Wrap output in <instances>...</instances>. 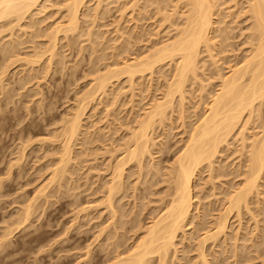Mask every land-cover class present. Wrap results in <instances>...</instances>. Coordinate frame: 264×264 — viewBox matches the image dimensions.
<instances>
[{
  "label": "rangeland",
  "instance_id": "rangeland-1",
  "mask_svg": "<svg viewBox=\"0 0 264 264\" xmlns=\"http://www.w3.org/2000/svg\"><path fill=\"white\" fill-rule=\"evenodd\" d=\"M49 1H51L53 3H49ZM49 1H48V5L46 4L47 2L44 5V6H46L45 7L46 9L42 8V11L40 9H39L40 11H38V9H37L35 12H33L35 15L37 14L36 16L33 14L34 16H32V17H34L35 20L32 18L31 21L26 20L27 22L26 21L24 22L23 25L25 26V24H26L25 27L23 26L24 28H26V30H24V33H23V30H21L22 29L21 28L19 30V31H21L20 34H19V31L17 30V31H15V34L10 37V38H13V40H15V38H17V35H18V39H20L19 41H21V44H16L14 42V46H16V45L17 46H16V49L13 48V49H11V51H13V53H14V50H15L16 51V54L14 53L15 55L11 51H10L11 54L9 53L10 54L9 55L7 53L8 54L7 56H5L6 54L1 53V52H3L2 48L7 46V44L9 45V43H8L9 38H4V37H7V35L9 37V32L6 33L4 31L5 34L2 33L4 35H2V34L0 35V37L2 36V38H0V53H1L0 70L2 69V71H0V74H1V72L2 73L5 72L4 74L0 75V247H1V249H0V264H91V262L93 260L95 261V259H92V257L95 258L96 255H98L100 253L99 256H97L98 262H99V259L101 261L102 260L101 258L105 257L104 254L106 251H102V250L99 251V250L102 248V246H104L103 243H105V241L107 240L106 235L107 234L113 235L114 233L115 234L120 233L118 236L119 242L121 240L120 238L124 239V242H122L123 244L121 246L126 247V246L131 245L133 243L134 239L136 238L135 236H137L139 234V228L135 227L136 222L138 221L137 219L138 218L141 219V221L139 219L140 226L141 225H142V227L145 226V223L147 224V222L149 221V219H148L149 216H147V214H146V213H149V212H147V210L150 211V209L153 208L154 206H156V207L158 205L160 206V203L162 202L161 200H162L164 192L166 190L165 189L166 184L164 182L161 183L160 179L162 180V178L160 176H158V177L154 176L155 177L154 179H153V177L152 178L150 177L151 178V179H149L150 181L147 179L149 181L148 182V181H146V178L149 177V175H146L145 177H143L144 175H142L140 177V179H141L140 180L138 178V176L136 175L137 174L136 168H134L132 166L131 167L132 170L130 173L132 174L134 171L135 172L133 175L129 174V172H128L130 179H129V176L126 174V176H128V177H127V180L125 179L126 184L124 183L123 196L117 203V206H119V208H121L120 209L121 213L124 212L122 219L120 218L122 221H125L123 226L121 227L122 229H120V230L116 229L117 231H114L112 228L111 230L114 233H111L110 230L109 231L107 230L108 233L103 232V236L101 234L100 238L98 236H96V234L98 235V231H99L98 228L99 227L101 228V226H104L105 225L104 223H106V224L109 223L106 221L107 220V218H106L107 210L106 211L103 210L105 208H102L103 206L101 207L100 206L101 204L99 202L100 201L99 197L100 198L102 197V195H101L102 193H99L102 190L100 188L101 184H102L101 179L103 180L102 177H104V179L107 178L106 174L109 173V171H108V173H107V171H105L106 170L105 165L107 162L106 159H108V161H109V159H111V160L113 159L112 156H110L111 153L109 152V149L110 148L112 149L116 145H119V143L122 144V142H124V141H122L121 139L128 138V135L131 132L130 128L131 129H132V127L134 128V126H135L134 121H136L135 122V124H136L137 121L141 118L144 111H147L149 109V107L153 104V102H156V100L157 101L161 100L160 99V97L162 96L161 90L162 89L164 90L163 84H165L166 79H168V78L165 77L163 79V77H161V75H160L161 72L159 73V71L157 69H156L157 72H156V70L154 71V73H153L154 75L151 74V76H149L150 74H147V73L144 74L143 73L144 76H141L142 74L138 75L139 78L136 76L134 79V83H133L134 85L132 84L134 86V88H132V89L130 88L132 91H129L130 86L127 84L128 81H125L124 77L118 78L119 80H117V81H116V79L112 80L111 87L108 86V89L110 87V89L108 90V93H107L108 95H106V97L104 95H102L103 96L102 98H101V96H99L101 99L97 98L95 101L88 104L89 106L87 105L88 107L85 108V110H84L85 111L84 115H82L83 117H81V119H82L81 120V130H80V134H79L80 137L77 136V140H75L77 142H75V143L72 142L73 146L71 145V147H72L71 148V150H72L71 151V159H70V162H67V164L65 165L66 167H64V169L65 168L67 169V170L65 169L67 171V173H64L66 175H64V178H62L61 175H58L61 177V178H59V177L58 178L62 181L59 180V182H58V180H57L58 178L55 177L56 178L55 181H53V178H52V180L50 182V179H51L50 174H52L51 171H53V169H52L53 167L56 168L59 166V157H60L59 151L61 148V143H60L61 139H60V137H58V135L59 134H60L59 136L62 135V133L60 131H62L64 129V127H66L68 125L67 123H68V120L70 119V118H65V117L66 116L69 117L68 115H70V117H71V114L75 111V108L78 104L77 102L79 101V98H81L82 94H85L86 90L88 91V89L90 88L89 86H92V83L95 82L93 76L96 77L97 74L105 73V71H104L105 67L107 66V64L110 65L112 63V61L113 62L120 61L119 59L122 60V58L123 59H127V58L130 59L131 56L137 57L138 54H139V56L141 54L143 55L146 51L148 52L149 49H147V48H150L151 45L154 44V42L160 44L159 40H161V39L163 40L165 36H166L165 37V39H166L168 36L166 33L171 28V26H170V28H168V25H167L168 23L164 22L162 19L161 20L163 21V23H166V24L161 23V20L159 17L161 15L156 16V15L161 13V12L158 14L156 13L157 12V8H156L157 6L156 5L165 4L164 6L162 5L163 7H161V5L159 7H161L163 11L164 10L167 11L166 12L167 14L168 13L171 14V13H173V10L171 9V7H172L171 3L175 2V0H168L167 1V3L169 2V4L171 5V7H170V5L168 6V4L165 3L163 0H160V1L158 0L160 3L155 0V5H152V3L150 2V1L153 2L154 0H146V2L149 1V3H147V5L149 6L148 7L146 5V2H144L142 0L144 2V5H146L147 7L144 6L145 9H143L144 8L143 7L142 8L143 11L139 10L141 12L137 11L136 9L127 10V7L131 3V2L128 3L129 0H118V3H117V0H108V1L102 0L101 2H104V3L107 2V3H105V5H103L100 2L101 4L100 3L98 4L99 9L95 7L96 10L98 11L97 14L94 13L95 9H92V8H94V5L95 6L97 5V1L96 0H92V1L90 0L91 3L86 2L87 5L85 4L87 6V7L85 6L87 8L86 10L84 9L85 7L81 8V10L84 12V14H81V10H80V13L78 15L79 20L77 23L78 24L77 27L78 26L79 27L77 28L78 31L76 30L73 33L74 36H72L73 34L69 35L68 32H67L68 34L66 33L68 35V37L66 34H65L66 35L65 36V35H63V33H60V34L58 33V35H57L58 39L56 38L57 41H55L56 47L53 48V50H54L53 55L54 54L56 55V56L54 55L55 57H53V58H55L56 60L53 59V61L51 60L50 62L47 63V61H48L47 56H49L48 52H43L44 54L43 53L42 54H43V56L44 55L45 56L44 57L42 56L43 58L40 57V54H41L40 52H42L44 50V48L47 49L46 44L49 47L48 43L50 42L49 38H46V36L48 37L50 34H49V32H46L44 30L45 29L46 30L49 29V31L52 30V28L55 26V24L57 22H60V20H62L61 18H63V16H64V14H63L64 12L61 11L62 9L57 11L58 8L53 7L55 5L58 6L57 4H58V1H60V0H56V1L55 0H49ZM110 1H111V3L108 4V2H110ZM112 1H114V2H112ZM55 2H56V4L54 5ZM156 2L159 4H157ZM162 2H164V3H162ZM94 3H96V4H94ZM150 3H151V5H149ZM232 3L233 2L230 1L226 5H224L225 7L227 6L229 8L226 9L223 14H226V13L228 14L229 12H234L236 10L237 7H232L233 6ZM51 4L53 6H50ZM125 4H127V5L129 4V5L127 6ZM166 4L168 7L163 9L166 6ZM101 5H102V7H100ZM124 5L127 6V7H125L126 9L124 8L125 10H127V13L122 8V7H124ZM139 5H143V3L139 4ZM239 5H238V7H239ZM120 7H121V9H123V15H124L123 19H122V12L119 13L120 11H118V9ZM240 7H241V5H240ZM170 9L172 10V12L170 11ZM55 11L58 13H56ZM130 11H134V12L130 13ZM38 12L39 13L41 12V13L39 14ZM237 12H238V10H237ZM59 13L62 14L63 16L60 17ZM100 13H102V14H100ZM86 14H87V16H85ZM119 14L121 15V18H120ZM235 14H237V13H235ZM235 14H232V16H229V17H228V15H226L227 17H225V15H223L224 17L223 16L221 17V19L224 22H227V25L231 26V29L233 28V30L230 32L229 31L230 27L228 26L229 29L227 31H229V33H231V36L228 33L229 34L228 36L231 37L230 40L228 39L229 40L228 42L231 43V46L229 48H232V51L227 48L229 50V52L227 51L228 53L225 54L226 55V58L224 57L225 64L222 65L223 70L225 69L226 65L230 63L228 61V59L231 58L230 57V56H232L231 54H233V56H239V57H237V59H235V57L232 56V59H229L230 61L234 60V59L238 60V59H240V57L242 55L246 54L245 49L246 48L248 49V46L245 44L246 38L244 37L248 33V28H247L248 21L245 20V16H243V15L239 16L240 14H238L236 16ZM83 16H85V17L83 18ZM96 16H98V17H96ZM42 17H43V19H41ZM171 19H173V18H171ZM90 20H92V21H90ZM120 20H121V22H120ZM118 24H119V26H117ZM33 26L36 27V28L34 27L35 31L32 28ZM87 26L91 29L87 28ZM92 27H93V29H92ZM27 28H28L29 33L27 32ZM117 30H119V31H117ZM40 31L43 32V33H41V35L44 34V36H40V33H37ZM17 32H18V34H17ZM89 32L92 33V35L90 34V37H88V35H86V34H89ZM25 33H27V34H25ZM45 33L46 34L48 33V34L46 35ZM169 34H171V33L169 32ZM34 36H35V38H32ZM70 39H72V40H70ZM5 40H6V43H5ZM15 41L19 42V41H17V39ZM244 41H245V43H244ZM51 43H50V45H51ZM18 45H20V46H18ZM154 45H157V44H154ZM114 48H116V49H114ZM124 48H126V49L123 52ZM37 49H39L40 52ZM115 50H117L118 53ZM32 51L33 52L38 51V53H40V54H38L39 59H38V57H36L39 61L36 60L37 64L33 63L34 65L27 63V61H29L30 59L32 60V58L29 57V54L32 55L31 54V53H33ZM119 51L120 52L122 51L121 52L122 54ZM139 52H141V53H139ZM45 53H47V54H45ZM234 54H237V55H234ZM2 55H3L4 59H2ZM35 55L36 54H34V56ZM113 55H115V56L113 57ZM119 55H121V56H119ZM21 56L23 57V59H26V60L28 59V60L23 61L22 58L19 59ZM27 56H28V58H27ZM34 56H33V60L35 59ZM97 56H98V58H97ZM220 56H222V55L220 54ZM9 57L11 58V60ZM15 57H17L19 59V61L16 58L17 62H15V59H14ZM100 58H102V59H100ZM222 58H223V56H222ZM6 59L7 60L9 59L8 65L6 64L7 63ZM13 59H14V61H13ZM59 60H60V62H59ZM204 60H206V58ZM222 60H220V61H222ZM12 61L15 63L11 64V66H10L9 64ZM55 61H56V63H55ZM45 62L47 63L48 68H47ZM57 62H59V63H57ZM222 63H223V61H222ZM4 64H6V66H7V67L5 66L7 68V69L5 68L6 71L4 70V68H2V67H4ZM28 66L29 67L32 66V68L30 69ZM167 67H168L167 65L164 66V68L167 70L166 71L163 70L164 73L166 72L164 74L165 76H166V74H167V76H169V71H168L169 67L168 68ZM30 70H32V71H30ZM226 70H227V68L225 69V71ZM46 71H47L48 75H47ZM93 71H95L97 74ZM43 75H46L45 78H43L44 77ZM200 76H202V75L200 74ZM201 79H202V81H204L206 88H209V90H211L212 86H210L211 87L210 88L207 85V81L211 80V77L208 80H206L207 77L202 76ZM91 81H93V82H91ZM196 81H197V83H196ZM196 81H195L196 85H194L195 83H193L190 85L191 87L188 86L186 88L189 91L187 92V90H186V93H188V94H186L187 99L183 102L184 107L182 106V104L179 106V107L182 106L180 111L183 113V114L181 113L182 116L183 115L185 116V118H184L185 120L183 119V121H186L187 123L189 122V119H187V116L189 118V116H190L189 114L194 113L193 110L194 111L196 110L195 113H197L198 110L201 109L200 108L201 105L197 104V103L200 101L199 95L201 94V92H199V91L201 90L200 89L201 87H199V86H201L200 84L202 82L200 84H198L199 83L198 80H196ZM190 88H192V89L190 90ZM187 95H189V97ZM202 95L205 96V94H202ZM197 98H199V99H197ZM112 101H115V102H112ZM176 103L179 104L178 101L175 99L173 102L174 105L172 104L173 106L171 107V108H173L171 110L174 111V112H172V115H171V111L167 112L168 113L167 119H164L165 121L163 120L165 123H161V126L159 123H158L159 125L156 124L157 127L155 126L156 128H154V130H153L154 132L151 131V133H150L151 137L154 136L152 139H153V141H155V144L157 143L156 147H154V146L151 147L152 148L151 152L153 153L152 155L155 156L152 158V160H154V162H157V160L159 159L158 160V162L160 161L159 166L160 167L162 166L161 170L163 168L167 167L165 165L172 162L173 156H176L175 153H176L177 147H179V145H181V143H182L181 139L185 136V134L183 132L184 130L183 131H181V130L184 129V125L186 123L183 125L180 124L182 116L180 117V113H178L179 107ZM199 103H201V102H199ZM198 107H199V109H198ZM106 111L108 112L107 114H106ZM178 114H179L180 120H178L179 119L177 116ZM191 117H193V115H191L190 118ZM168 118H170V120H168ZM61 119H63V121ZM166 121H169L170 123L166 122ZM257 122H258V120H256V123ZM63 123L64 124L66 123V124L64 125ZM255 124L253 127H255ZM132 125H134V126H132ZM181 125L183 128L181 127ZM62 126H64V127L62 128ZM186 126H187V124H186ZM157 128H158V130H155ZM164 128H166V129H164ZM251 129L249 130V132L247 131L248 132L247 134H250V132L252 134V132L255 133L256 131H258L257 128H253L252 131H251ZM54 131H56V132H54ZM57 132H60V133H57ZM81 132L83 134H81ZM53 133L55 134V136ZM50 134H52V136H49ZM124 134H126V135H124ZM83 135L85 136V138ZM55 138H57L58 141ZM81 138H83V139H81ZM117 138H118V140L121 138L120 142L118 144H116L118 141ZM179 139H180L181 143H180ZM80 140H82V141H80ZM50 141H51V143H50ZM114 141H115V143H113ZM53 142H54V144H53ZM162 142H163V144H165V143L167 144L168 142L169 143H168V146L166 145L167 147L165 146L166 148L164 147L165 151L163 148V151H161L160 152L161 154H160L156 151L158 150L157 148L159 146H161L159 143L162 144ZM176 144H178V145H176ZM235 144L238 145V142ZM108 145H110V147ZM111 145L112 146L114 145V146L112 147ZM237 145H235L233 147L238 149L239 145L238 146ZM171 147H173L172 149H174V150H172ZM233 147L232 146L230 147L231 150H233ZM235 148H234V150H235ZM105 150L107 152H104ZM174 151H175V153H174ZM102 152H104V153H102ZM22 153H23V156L21 157L20 154H22ZM234 153L237 154L238 152H234ZM222 154H220V156H222V158L221 157L218 158V161H217L218 165H219V163L222 162L221 164H229L230 163V165L232 164V166H233V164H236L239 160V158L237 157L238 155H236V154L234 155L233 153L229 154V151H228V154H227V152H225L223 155ZM223 157H224V159H223ZM226 158H228V159H226ZM147 159L148 158L146 157V159L144 161H146L147 164L150 165L151 162H148ZM232 160H233V162H232ZM149 161H151V157H150ZM56 163H57V166H56ZM145 163H144V165H145ZM147 164L145 165V167L147 166ZM129 166H131V164ZM74 167L76 169H74ZM228 167L226 170L227 171L231 170V166H228ZM96 168H98V172H96L94 170ZM147 169H148V166H147L146 170ZM162 171H165V169ZM70 173H72V174H70ZM97 173H99V174H97ZM100 174L102 175V177ZM206 175H207V171L202 172L201 177L199 175V177L197 179L200 182L197 180L195 182L197 184L194 187L195 190L193 191V193L199 192V194L196 193L198 196L201 194H205V193L207 194L208 193V195L205 194L206 197H208L210 194V192H209L210 191V189H209L210 184H208L210 182H207V180H209V179H207L208 176L206 177ZM49 176H50V179H49ZM97 176L99 177L98 180H97ZM229 176H231V175H227L226 178H223L220 176V179L218 176V178L216 177V178H213L212 180L215 183H217L218 186L219 185L222 186V185H225V183L227 181H229V179H230ZM143 178H145V180ZM69 179H70V181H69ZM135 179L136 180L138 179L142 183L140 182L139 184H137L138 181L136 183H134L136 181ZM224 179L226 182L224 181ZM231 179H232V177H231ZM232 180L237 181L238 179L233 178ZM96 181H97V183H96ZM144 181H146L147 183H145ZM155 181H157L158 184ZM53 182L54 183L56 182L55 185ZM57 182H58V186L60 185L59 190L61 192L57 188ZM222 182H223V184H221ZM45 184H47L48 187L45 186ZM205 184H207V185H205ZM42 185H44V186H42ZM134 185H135V187H134ZM211 185L213 186V184H211ZM72 186H74V187H72ZM203 186H206V187H203ZM147 187H148L149 192L147 190ZM149 187H150V189H149ZM224 187L225 186H223V187L219 186V188L221 190ZM39 188L40 189L43 188L42 189L43 191L40 190ZM86 188H88V189H86ZM97 188H98V191H96ZM99 188H100V190H99ZM125 188H126V190H125ZM196 188H198V189H196ZM69 189H71V190H69ZM202 189H204L205 191H207V190H209V191L205 192ZM220 189H219V192H220ZM151 190H154L155 192L152 191V193L154 192L155 194L150 193ZM217 190H218V187H216L215 191H217ZM144 191H145V193H144ZM162 191H164L163 195L161 193ZM259 191L261 193H260V195L257 196L258 202L254 203L252 205L254 211H256V210L258 211L257 206H261V205L263 206V204H264V183L259 188ZM57 192H59V193H57ZM146 192H147L148 196H146ZM42 193H44V194H42ZM143 193H144V197L142 196ZM47 194H50L51 196L50 195L47 196ZM139 194L143 198H141V196H139ZM149 194H152V195H149ZM132 196H133V199H132ZM217 196L218 195L212 197L210 195L208 197L209 199H207L205 197V198H202L203 200L200 199V202L201 201L205 202L206 201L205 199H207V201L210 202L209 203L206 201L208 203V204L207 203L205 204L206 208H207L208 207L207 205L212 204L210 199L214 200V197H217ZM201 197H204V195H202ZM138 198L140 200L141 199L142 200L140 201ZM148 199H150V201ZM157 199H158V201H159V199H161L160 200L161 202H158V201L156 202ZM143 202H144V204L146 203L145 207H144V205L143 206L141 205V204H143ZM215 203L217 204V202H214V205L212 204L213 207H215V209H216V211L214 210L215 213L211 212V213H214L213 216L214 215L216 216L218 214L217 213L218 204L215 205ZM135 204H137V205L135 206ZM203 204L204 203H202V204L200 203V205H199L200 210H201V207H203V206H201ZM28 205H29V207H28ZM83 206H85V207H83ZM96 206H99V208L98 207L96 208ZM90 207H92V209ZM142 207H143V209H145L144 211H143ZM83 208H84V210H83ZM140 208H141L142 214L139 213V217L137 216L136 217L137 219L135 218L136 219V221H134L135 224L133 222L131 223L130 222L131 216L133 218L135 213H136V215H138V212H140ZM203 209H204V207H203ZM79 210H80V212H79ZM30 211H32V212H30ZM100 211L102 213H100ZM129 211H130V213H129ZM29 212H30V215L28 216ZM104 212H106V213H104ZM131 212L133 213V215H131ZM99 213H100V215L101 214L102 215L101 216L98 215ZM192 213L194 214V211ZM254 213L256 216L255 218L257 219L256 223L258 225L256 223H254L252 220H250L251 217L245 211H243L241 214L240 218L241 219L243 218V219L240 220L241 222L239 221L240 226L238 225L239 224L238 219H240V218L235 217L234 219H232L234 217V215L230 216L229 221H228V228H227L228 230H226V233H228L226 235H228V236H224V237H226L225 238L226 242L222 243L223 248H225L224 246L226 244L228 245L225 248L226 250L225 249L219 250L220 247H218V245L217 246L212 245V244H210V242L207 243V244H209V245H207V247L209 246L210 249L212 248V250L218 251L216 259L212 256H209L210 259L214 258V260H211L212 262L214 261V263H215V261H216V263L218 264V262H217V259H218V261L222 262L221 264H263V262H264V211L260 212V213L259 212H254ZM19 214H21V215H19ZM209 214H210V212H209ZM85 215H86V217H85ZM213 216L209 217V218L207 217V219L210 221L211 219H214ZM18 218H20L19 223H21L19 225H18ZM89 218L90 219L93 218V220H90ZM128 219H129L130 223L128 222ZM194 221H195V219H194ZM12 222H13V224H12ZM24 222H25V224H24ZM101 222L103 225L100 224ZM195 222H197V221H195ZM14 223H15V225H14ZM253 224H256V225H253ZM94 225L97 228H95ZM6 226H8L9 229ZM130 226L133 227L132 230H129ZM237 226H239V227H237ZM252 226H254V227L257 226L256 228H258V227L259 228L258 229L255 228L256 229V231H255V229ZM5 228H7V229H5ZM94 228H95V230H94ZM236 229H240V231L237 230V232H235ZM244 229H245V231H244ZM9 230L10 231L13 230V231H11V234H10ZM189 231H190V229H189ZM230 232L232 233V235L230 234ZM121 233L123 234V236L121 235ZM235 233L237 234L236 238H238L237 243L238 242L240 243V244L238 243L239 245L237 244L239 246V247H237V253H238V255L240 253L241 256L238 257V259H237V257L235 258L233 256L234 259L232 261L231 252L229 253V251H231V248H229V247L232 246V243H233L232 240L235 238L234 237ZM249 233L252 236L248 235ZM117 234L115 236H117ZM197 234L200 235V234H202V232L197 233ZM197 234H194L196 237L193 235V239L197 238V236H198ZM110 235H107V236L111 237ZM231 236L234 238H231ZM243 236L246 237V240L248 239L247 243L245 241V244H248V245L245 246V244H244V246L246 248L248 247L247 251H246V248L244 247L245 248L244 249L242 246V243H244V241L242 239L245 238ZM95 237L96 238L98 237L99 239L97 238L98 239L97 240ZM224 237H221V239L224 240L223 239ZM228 237L231 238L232 240H229ZM93 238H95V239H93ZM193 239L192 240L190 239L188 241L185 240L182 244L184 246L189 245L187 247L190 248V246L191 245L193 246V244L196 240L195 239L193 241ZM239 239L241 242L239 241ZM249 239H250V241H249ZM251 239H253V241ZM95 240H97V241H95ZM178 240H179V238H178ZM222 240H220V241H222ZM92 241H93V243H92ZM100 241H102V242H100ZM108 241H110L109 238H108ZM113 241H114V239H113ZM110 242H112V241H110ZM260 242H262V244ZM78 243H79V245L80 244L81 245L78 246ZM90 243H92V244H90ZM106 243H108V245H109V242L106 241ZM124 243L126 244V246H124L125 245ZM188 243H190L191 245ZM252 243H253V245H255V248H254V246H252ZM74 244H76V245H74ZM87 244H90V245H87ZM179 244H178V248L180 249V247L183 245H181V244L179 245ZM220 244H221V242H220ZM259 245H260V247H259ZM106 246H104V247L106 248ZM210 246H213V247H210ZM250 246H251V248H250ZM72 247H74V248L72 249ZM109 247L110 246H107V248H109ZM209 248H207V251L210 250ZM223 248H221V249H223ZM239 248L240 249L242 248V250L240 251ZM257 248H258L259 252H258ZM261 249H263V250H261ZM212 250H210V252H212ZM219 251H220V254H219ZM221 251H223V252H221ZM253 251H255V252H253ZM86 252L88 253V255L85 254ZM193 253L194 252H189V254L187 253L185 256L188 259L191 257L193 258V256H195V254H193ZM228 253H229V256L231 255L230 257L228 256ZM226 256H227V258H226ZM192 260H194V258ZM234 261H235V263H234ZM238 261H240V262H238ZM214 263H212V264H214ZM219 264H220V262H219Z\"/></svg>",
  "mask_w": 264,
  "mask_h": 264
},
{
  "label": "bare ground",
  "instance_id": "bare-ground-1",
  "mask_svg": "<svg viewBox=\"0 0 264 264\" xmlns=\"http://www.w3.org/2000/svg\"><path fill=\"white\" fill-rule=\"evenodd\" d=\"M48 1L49 0H0V35L2 33L5 34V32L6 33L9 32V37H8V35H7V37L3 36L4 38H9L8 39L9 45L8 44H7V46L4 45L5 47L3 46L4 47V48H2L3 52H1V53L6 54L5 56H7L10 53L11 49H13V48L16 49L17 45L14 46V42L16 44H21V41H19L20 39H18V35H17V38H15V40L17 39V41H19V42H16L15 40H13V38H10V37L15 34V31H17V30L19 31L21 28H22L21 30H23V33H24V30H26V28H24L26 26V24H25V26L23 25L24 22L26 20L31 21L32 18L34 19V17H32L35 15L33 12H35L37 9H38V11H40V10L42 11V8L46 7V6H44L46 2H47L46 4L48 5ZM91 1L90 0H88V1L87 0H60V1H58V4H57L59 7L55 5L56 2L54 3L55 6H53L52 4L50 5V6H53L55 8L57 7L58 8L57 11L62 9L61 11L64 12L63 13L64 16L59 13L60 17L63 16V18H61L62 20H60V22H57L54 27L52 26L53 27L52 30L49 31V29L46 30L44 28L45 29L44 31L49 32V34H50L47 37L46 35L48 33L47 34L45 33L46 38H49V40H50V42L48 43L49 47L46 44L47 49L44 48V50L42 52H40L39 49H37V50H39V52L41 54L43 52H48L49 56H47L48 58L46 57L48 59L47 63L50 62L51 60L53 61V59L56 60L55 58H53L56 56L55 54H54L55 56L53 55V52H54L53 48L56 47L55 41H57V39H58L57 38L58 33L59 34L63 33V35H65L68 32L69 35H72L77 30V28L79 27V26L77 27V25H78L77 23L79 20L78 15L80 13L81 8H83L87 5L86 2L91 3ZM96 1H97V5H98L102 0H96ZM106 1H108V0H106ZM139 1L140 0H129L128 3L131 2L130 5L128 4L129 5L128 6L127 4H125L129 8L125 5L122 8L124 9L125 7H127V10L136 9L137 11H139V10H142V8L147 5V3H149V1L146 2V0H143L144 2H146V5H144V2L142 0H141L142 2L141 1L139 2ZM156 1L159 2L160 0L159 1L156 0ZM163 1L165 3H167L168 0H163ZM230 1L233 2L232 3L233 6L231 5L232 7H237L236 10L234 12H229L228 14L227 13L223 14L224 11L229 8L227 6L225 7L224 5H226ZM112 2H114V1H112ZM150 2L152 3V5H155V0L153 2L152 1H150ZM164 2H162V3H164ZM49 3H53V2L49 1ZM101 3L103 5H105V3H107V2H105V3L101 2ZM109 3H111V1L108 2V4ZM117 3H118V0H117ZM142 3H143V5H139ZM151 3L149 5H151ZM159 3H157V4H159ZM94 4H96V3H94ZM167 4H168V6L170 5L169 2ZM167 4L163 9L168 7ZM239 4L241 5V7ZM97 5L96 6L94 5V8H92V9H95L94 13H96V14L98 12L96 10V8L99 9V5L98 6ZM160 5H161V7H163L165 4L156 5L157 6L156 7L157 12L156 13L158 14L161 12L160 14H158L156 16L161 15V16H159L160 20L162 19L164 22H167L168 28H170V26H171V28L166 33L168 35L167 38L165 39V37H166L165 36L163 40L161 39L162 41L159 40L160 42L159 41L158 42L160 44L154 42V44H157V45L152 44L150 47L151 49L147 48V49H149L148 52L146 51L147 53L145 52L143 55L141 54L140 56L138 54L139 57L138 56L137 57L131 56L130 59H128V58L123 59L122 58V60L119 59L120 61H116V62L112 61V63L110 65H108V64H107V66L105 65L106 66L105 70H104L105 73L97 74L95 71H93L97 74L96 77L93 76L95 82L91 81V82H93L92 86H89L90 88L89 89L87 88L88 91L86 90V93L84 92L85 94H82V97L79 98V101L77 102L78 104L76 103L77 106L75 108V111L71 114V117H70V115H68L69 117H67V116L65 117V118H70V119L68 120V123H67L68 125L66 127L62 126V128L64 127V129L62 130L63 132L59 130L62 133L61 136H59L60 134L58 135V137H60V139H61V142H60L61 148L59 151L60 152L59 166L56 168L55 167L52 168L53 171H51L52 174H50L51 179L49 176L50 182H51L52 178H53V181H55V179H56L55 177L64 178V175H66L64 173H67V171H66L67 169L65 168L66 169L65 170L64 167H66L65 165L67 164V162H70V159H71V151H72L71 145L73 146L72 142H74V143L77 142V141H75V140H77V136L80 137L79 134H80V130H81V120H82L81 117H83L82 115H84V112H85L84 110H85V108H87L89 106L88 104L95 101L97 98L101 99L103 97L102 95H104L105 97H106V95H108L107 93L111 87L112 80L116 79V81H117V80H119L118 78L124 77L125 81H128L127 84L130 86L129 89L130 88L132 89V88H134L133 83H134V79L136 76L138 78H139L138 75L142 74L141 76H144L143 73L144 74L145 73L150 74L149 76H151V74L154 75L153 73L156 69L159 71V73L161 72L160 75H161V77H163V79L165 77L168 78V79H166L165 84H163L164 90L163 89L161 90L162 91L161 92L162 96L160 97L161 100L158 99L159 101L156 100V102H153V104L149 107V109L147 111H144L141 118L137 121L136 124H135L136 121H134L135 126L132 125V126H134V128L133 127H132V129L130 128L131 132L128 135V138H126V139L120 138L122 141H124V142L121 141L122 144L119 143L120 139L118 140V138H117L118 141L116 144L119 143V145L115 144L116 145L115 147H113L114 145L113 146L111 145L113 148L112 149L110 148L111 150L109 149V152L111 153V155L110 154L109 155L112 156L113 159L112 160L109 159V161H108V159H106V161H107L106 165H105L106 170L105 169L104 170L107 171V173L109 171V173L106 174L107 178L104 179V177H102V175L100 174L101 177L103 178V180L101 179L102 184L100 187L102 190L99 192V193H102L101 194L102 197L101 198L99 197L100 201L98 200L101 204L100 206L101 207L103 206L102 208H105L103 210H105V211L107 210V213L104 212L107 214V216H106L107 220L106 219L105 220L109 223L106 224L103 222L105 225L101 226L100 225V224H102V222H101L99 224L101 226V228L100 227L98 228L99 231H98V235L96 234V236H98L100 238L101 234L103 236V232L108 233L109 230L111 233H114L111 230L112 228L114 231L122 229L121 227L123 226V224L125 222V221L121 220L122 216L124 215L123 214L124 212L121 213V211H120L121 208H119V206H117V203L123 196L125 179L127 180V177L129 176V174H131L130 172L132 170V168H131L132 166L134 168H136V171H137L136 175L138 176L139 179L142 175H144L143 177H145L146 175H149V177L146 178V181H148L152 177L154 179L155 178L154 176H157V177L160 176L162 178V180L160 179V181H161V183L164 182L166 184V188H165L166 190H165V192L164 191L161 192L162 195L164 192L162 200L161 199H159V201H158V199L156 200V202L157 201L158 202L162 201V202L160 203V206L158 205L157 207L154 206L151 209L149 208L150 211L147 210V212H149V213H146V214H147V216H149L148 217L149 221L147 222V224L145 223V226H143V227H142V225L140 226V224H139L140 218H138V219L136 218L137 216L139 217V213H141V208H140V212H138V215H136V213H135L133 218L131 216L130 222L131 223L133 222L135 224L134 221H136V219H137L138 221L136 222V226L135 225L134 226L139 228V234L137 233L138 235L135 236L136 238L134 239L133 243L131 242L132 243L131 245L126 246V244L124 243L125 244L124 246H126V247L121 246L123 244L122 242H124V239L120 238L121 240L119 242L118 236L120 233L119 234L116 233L117 236H115L116 235L115 233L113 235L107 234V235H110L111 237L113 236L112 238L114 239V241L111 237H108L106 235V237H107L106 241L109 242V245H108V243H106V241H105V243H103V245L104 246L107 245L110 247L107 248V246H106V248H105L104 246L101 245L103 249L102 248L100 250L98 249L99 251H101V250L106 251L104 254L105 257L104 258L102 257L101 261L99 259V262H98L97 256H99V254H100L99 253L98 255H96L97 258L95 256H94L95 258L92 257V259H95V261L93 260L92 261L93 263L91 262V264H212V263H214V261L212 262L211 260H214V258L216 259L218 251H214V250H212V248L210 249L209 246L207 247V245H209L207 243L210 242V244H212V245H216V246L218 245V247H220L219 250H224L228 246L226 244L224 246L225 248H223L222 243L226 242L225 241L226 237H224V236H228V235H226V234H228V233H226V230H228L227 228H228V221H229L230 216L234 215V217L232 216L233 218L231 217L232 219H234L235 217L240 218L242 212L245 211L251 217L250 220H252L254 223H256L257 219L255 218L256 216H255L254 212L260 213V212L264 211V204H263V206L262 205L257 206L258 211L257 210L254 211V209L252 207V205L254 203L258 202L257 196L260 195V193H261L259 191V188L264 183V0H175V2L171 3L172 7L170 5L171 9L173 10V13H171L172 10L170 9L171 14H169V13L167 14L166 13L167 11H165V10L163 11L162 8L159 7ZM238 5H239V7H238ZM86 7L84 8L85 10L87 9ZM100 7H102V5ZM119 9H118V11H120L119 13L122 12V19H123V17H124L123 9H121V7ZM125 9H124V11L127 13V10H125ZM143 9H145V7ZM237 10H238V12H237ZM132 12H134V11H130V13H132ZM139 12H141V11H139ZM56 13H58V12H56ZM235 13H237V14H235ZM81 14H84V12L82 10H81ZM100 14H102V13H100ZM232 14H235L236 16L238 14H240L239 16L243 15V16H245V20L248 21V25H247L248 33L246 34V36H244L246 38V40H245L246 43H245V41H244V43L248 46V49L247 48L245 49L246 54L242 55L240 57V59H238V60H235V59H237V57H239V56H233V54H231L233 57H235V59H234L235 61L234 60L230 61L229 59H232V56L229 55L231 57L228 59V61L230 63L226 65L225 69L227 68V70L225 71V69L223 70L222 65L225 64V62H224V57L226 58L225 54L228 53L229 50L232 51V48H229L231 46V43H229L228 41L231 38L230 37L231 33H229V31L231 32L233 30V28L231 29V26L227 25V22H224L221 19V17L223 15H225V17H227L226 15H228V17H229V16H232ZM85 16H87V14ZM85 16H83V18ZM96 17H98V16H96ZM120 18H121V15H120ZM171 18H173V19H171ZM41 19H43V17ZM162 20H161V23L166 24V23H163ZM90 21H92V20H90ZM120 22H121V20H120ZM119 24L117 26H119ZM228 26L230 27L231 30L228 28ZM34 27L35 26H33L32 28L35 31L36 27L35 28ZM87 28H89V27L87 26ZM89 29H91V28H89ZM92 29H93V27H92ZM228 29H229V31H227ZM117 31H119V30H117ZM20 32L21 31H19V34H20ZM27 32L29 33L28 28H27ZM43 32L40 31L37 33H40V36H44V34L41 35V33H43ZM91 32H89V34H86V35H88V37H90V34L92 35ZM169 32L171 34H169ZM228 33L230 34V36H228L229 35ZM4 34H2V35H4ZM17 34H18V32H17ZM25 34H27V33H25ZM72 36H74V34ZM67 37H68V35H67ZM0 38H2V36ZM32 38H35V36ZM70 40H72V39H70ZM5 43H6V40H5ZM50 43H51V45H50ZM18 46H20V45H18ZM114 49H116V48H114ZM125 49L126 48L123 49V52L125 51ZM115 51H117V50H115ZM11 52L13 53V51H11ZM1 53H0V56H1ZM14 53L16 54L15 50H14ZM40 53H38V51H37V52L31 53L32 55L29 54V57L32 58V60L30 59L29 61H27L28 59L27 60L23 59L22 56L19 59L22 58L23 61L25 60V61H27V63L34 65L33 63L37 64L36 60L39 61L38 60L39 59L38 54H40ZM117 53H118V51H117ZM139 53H141V52H139ZM34 54H36V55L34 56ZM41 54H40V57H42L44 53L42 55ZM45 54H47V53H45ZM220 54L223 56V58H222V56H220ZM234 55H237V54H234ZM33 56L35 58L34 60H33ZM114 56L115 55H113V57ZM119 56H121V55H119ZM36 57H38V59ZM16 58L17 57L14 58L15 62H17ZM27 58H28V56H27ZM97 58H98V56H97ZM205 58H206V60H204ZM2 59H4L3 55H2ZM14 59H13V61H14ZM19 59H18V61H19ZM100 59H102V58H100ZM8 60H7V63L5 62L7 65H8ZM10 60H11V58H10ZM220 60H222L223 63ZM13 61L11 63L9 62L10 66H11V64L15 63ZM59 62H60V60H59ZM59 62H57V63H59ZM47 63L45 62L46 66H47ZM55 63H56V61H55ZM6 64H4V67H2V68H4L5 71L7 69ZM166 65L169 67V68L167 67L168 71H169V76H167V74H166V76L164 75L166 73V72L164 73V71L167 70V69H165L166 67L164 68V66H166ZM29 68L31 69L32 66ZM47 68H48V66H47ZM157 70H156V72H157ZM0 71H2V69ZM30 71H32V70H30ZM4 73L1 72V74H4ZM46 73H47V71H46ZM200 74L202 76L207 77L206 80H208L211 77V80L207 81V85L209 87L212 86L211 90H209V88H206V85H205L204 81H202V79H201L202 76H200ZM47 75H48V73H47ZM43 76H44L43 78H45L46 75H43ZM196 80H198V82H199L198 84H200L202 82L200 84L201 86H199V87H201L200 88L201 90L199 91V92H201V94L199 95L200 97L198 96L200 98L199 102H201V103H199L197 101L198 102L197 104L201 105V107H200L201 109L198 110L197 113H195L196 110L195 111L193 110L194 113L191 112L192 114H189L190 116L193 115V117H191L192 118L191 119L190 116H189V118L187 116V119H189V122L187 123L186 121H183L185 116L184 115L182 116L183 113L180 110H181L182 106L184 105L183 102L187 99L186 94H188V93H186V90H187L186 88L188 86H190L191 84L195 83ZM196 83H197V81H196ZM196 83L194 85H196ZM108 86H110L109 89H108ZM131 89L129 91H132ZM191 89L192 88H190V90ZM188 91L189 90H187V92ZM202 94H205V96H203ZM99 96H101V98ZM187 96L189 97V95H187ZM199 98H197V99H199ZM175 99L179 103V104L176 103L178 105V107L182 104V106L179 107V112H178V113H180V117L182 116L180 124L183 125L186 123L187 126L185 124L184 129L181 130V131L184 130L183 132H184L185 136L181 139L182 143L179 139L181 145H179V147H177L176 153L174 151L176 156H173L172 162L169 163L170 165L169 164L165 165L167 167L162 169V170L165 169V171H162L161 170L162 166L161 167L159 166V162H160V161L158 162L159 159L157 160V162H154V160H152V158L155 156L152 155L153 153L151 152V150H152L151 147H153V146L156 147L157 143L155 144V141H153V139H152L154 136L151 137L150 133H151V131L154 132L153 131L154 128L157 127L156 124L159 123L161 126V123H165L164 119H167V115H168L167 112L171 111V115H172V112H174V111L171 110V109H173L171 107L174 105L173 102ZM112 102H115V101H112ZM198 109H199V107H198ZM107 113L108 112L106 111V114ZM177 116L179 118V114ZM61 120L63 121V119H61ZM168 120H170V118H168ZM178 120H180V118ZM256 120H258L257 123H256ZM166 122H169V121H166ZM254 124H255V127H253ZM182 125H181V127H182ZM253 128H257L258 131H256L255 133L252 132V134H251V132H250V134H247L249 132V130L251 129V131H252ZM164 129H166V128H164ZM155 130H158V128ZM54 132H56V131H54ZM60 132H57V133H60ZM81 134H83V133L81 132ZM124 135H126V134H124ZM49 136H52V134H50ZM54 136H55V134H54ZM84 138H85V136H84ZM55 139L57 140V138H55ZM81 139H83V138H81ZM80 141H82V140H80ZM237 142H238L239 146L237 144H235ZM50 143H51V141H50ZM113 143H115V141ZM168 143L167 144L166 143L163 144V142H162V144L159 143L161 146H159L157 148L158 150L156 152L160 153L161 151H163V148L166 145L168 146ZM53 144H54V142H53ZM176 145H178V144H176ZM235 145H237L239 148L236 149L235 147H233ZM108 146L110 147V145H108ZM231 146L233 147V150H231V148H230ZM165 148H164V151H165ZM172 148L173 147H171V149ZM234 148H235V150H234ZM106 150L104 152H107ZM172 150H174V149H172ZM228 151H229V154L233 153L234 155L236 154L234 152H238L236 154V155H238L237 157L239 158L238 162L236 164H233V166H232V164L230 165L229 162H228L229 164H221L222 163L221 162L218 165V163H217L218 158L219 157L222 158V156H220V154H222V153L224 154L225 152H227V154H228ZM104 152H102V153H104ZM20 155L22 157L23 153ZM146 157L148 158L147 159L148 162H151L150 165L147 164L146 161H144L146 159ZM150 157H151V161H149ZM223 159H224V157H223ZM226 159H228V158H226ZM232 162H233V160H232ZM144 163H145V165L147 164V166H148L147 170H146L147 166L145 167ZM130 164H131V166H129ZM56 166H57V163H56ZM228 166H231V170L228 169L229 171L226 170ZM74 169H76V168L74 167ZM96 169H94V170L96 172H98V168H96ZM204 171L205 172L207 171L206 177L208 176L207 179H209V180H207V182H210V183H208V184H210V188H209L210 191L207 190L210 192L209 196L211 195L213 197V196L218 195L217 197H214L215 201L213 199L212 200L210 199V201L212 202L213 205H214V202H217V204H218V210H217L218 214L216 216L215 215L213 216V214L215 213L214 210L216 211V209H215V207H213L212 204L207 205L208 207L206 208L205 204L207 202H209V201H207V199H209L208 198L209 196L206 197V195H208V193L207 194L205 193L206 195L201 194L199 196L196 194V193L199 194V192L193 193V191L195 190L194 187L197 184L195 182L198 179L199 175L201 177V173ZM128 172H129V174H128ZM134 172L131 175H133ZM70 174H72V173H70ZM97 174H99V173H97ZM126 174L128 176H126ZM58 175H61V177ZM227 175H231V176H229L230 179H229V181H227L228 183L224 179V181L226 182L225 185H222V186L219 185L220 187L225 186L221 190L219 188V186L217 185V183H215L212 179L216 178V177L218 178V176H219V179H220V176L223 178H226ZM231 177H232V179L235 178L238 180L233 181L231 179ZM59 178L57 179L58 182L60 180ZM98 179H99V177L97 176V180ZM129 179H130V176H129ZM143 179L145 180V178H143ZM60 181H62V180H60ZM69 181H70V179H69ZM137 181H138L137 184H139L141 182L137 179L134 183H136ZM146 181H144V182L147 183ZM197 181H199V180H197ZM58 182H57V188L59 190L60 185L58 186ZM155 182L157 183V181H155ZM55 183H54V185H55ZM96 183H97V181H96ZM211 184H213V186ZM221 184H223V182ZM205 185H207V184H205ZM42 186H44V185H42ZM45 186H47V184H45ZM72 187H74V186H72ZM134 187H135V185H134ZM203 187H206V186H203ZM216 187H218L217 191H215ZM100 188H99V190H100ZM42 189H40V190H42ZM86 189H88V188H86ZM149 189H150V187H149ZM196 189H198V188H196ZM219 189H220V192H219ZM69 190H71V189H69ZM125 190H126V188H125ZM147 190H148V187H147ZM202 190H204V189H202ZM96 191H98V188L96 189ZM152 191H154V190H151L150 193H152ZM207 191H205V192H207ZM148 192H149V190H148ZM44 193H42V194H44ZM57 193H59V192H57ZM144 193H145V191H144ZM144 193L142 195L143 197H144ZM152 194H149V195H152ZM48 195H50V194H47V196ZM202 195H204V197H201ZM139 196H141V195L139 194ZM142 196H141V198H143ZM146 196H148L147 192H146ZM205 197L207 198V199H205L207 202L205 200H204L205 202H202V201L200 202V199L203 200L202 198H205ZM132 199H133V196H132ZM148 200L150 201V199H148ZM200 203L201 204L204 203L203 205H201L204 207V209H203V207H201V210H200V206H199ZM217 204L215 203V205H217ZM136 205L137 204H135V206ZM141 205L142 206L144 205V207H145L146 203L144 204V202H143V204H141ZM28 207H29V205H28ZM83 207H85V206H83ZM97 207L99 208V206H96V208ZM90 208L92 209V207H90ZM142 209H143V207H142ZM80 210H79V212H80ZM83 210H84V208H83ZM144 210L145 209H143V211ZM193 211H194V214L192 213ZM30 212H32V211H30ZM30 212H29L28 216L30 215ZM209 212H210V214H209ZM211 212H214V213H211ZM100 213H102V212L100 211ZM100 213L98 215H100ZM129 213H130V211H129ZM21 214H19V215H21ZM131 215H133L132 212H131ZM212 216L214 217V219L210 218L212 221L211 220L209 221L207 219V217L209 218ZM85 217H86V215H85ZM19 219L20 218H18V225L21 224V223H19ZM194 219L197 222H195ZM242 219L241 218L238 219V223H239L238 225L239 226H240V222H241L240 220H242ZM90 220H93V218ZM140 221H141V219H140ZM128 222H129V219H128ZM12 224H13V222H12ZM24 224H25V222H24ZM256 224H253V225H256ZM14 225H15V223H14ZM132 226H130L129 230L133 229ZM239 226H237V227H239ZM6 227H8V226H6ZM94 227L97 228L95 225H94ZM252 227L255 229L257 226H255V227L252 226ZM95 228H94V230H95ZM258 228H256V229H258ZM5 229H7V228H5ZM8 229H9V227H8ZM189 229H190V231H189ZM256 229H255V231H256ZM237 230L240 231V229H236L235 232H237ZM11 231H13V230H11ZM11 231H10V234H11ZM244 231H245V229H244ZM200 232H202V234H200V235L197 234ZM231 232H230V234L232 235ZM250 233L248 235H251ZM194 234L198 235L197 238H195L196 240L193 239ZM121 235L123 236L122 233H121ZM236 235L237 234L235 233V236H234L235 238L231 236V238H234L233 240L228 237L229 240L233 241L232 246L229 247V248H231V251H229V253L231 252L232 261L234 259L233 256L235 258L237 257V259H238V257L241 256L240 253H239V255L237 253V247H239L238 245L240 243L239 242H238L239 244L237 243L238 238H236L237 237ZM245 236H243V237H245ZM221 237H224L223 238L224 240H222ZM95 238H93V239H95ZM108 238L112 242L108 241ZM178 238H179V240H178ZM190 239L191 240L193 239V241L195 240L193 246L190 243H188L192 247L190 246V248H189V247H187L189 245L184 246L182 244L185 240L188 241ZM97 240H95V241H97ZM220 240H222V241H220ZM242 240L244 241V243H242V246L244 248L246 245H248V244H245V241L247 243L248 239L246 240V237H245ZM251 240L253 241V239H251ZM239 241H240V239H239ZM249 241H250V239H249ZM100 242H102V241H100ZM220 242H221V244H220ZM92 243H93V241H92ZM92 243H90V244H92ZM179 243L181 245H183L180 247V249L178 248ZM260 243L262 244V242H260ZM90 244H87V245H90ZM244 244H245V246H244ZM74 245H76V244H74ZM80 245L78 243V246H80ZM252 246H254V248H255V245H253V243H252ZM74 247H72V249ZM210 247H213V246H210ZM259 247H260V245H259ZM207 248L212 250V252H210L209 249H208L209 251H207ZM221 248H223V249H221ZM247 248H246V251H247ZM250 248H251V246H250ZM0 249H1V247H0ZM239 250L241 251L242 248L241 249L239 248ZM257 250H258V248H257ZM261 250H263V249H261ZM189 252H194L193 253V254H195V256H193L194 260H192L193 259L192 257L188 259L185 256L187 253L189 254ZM221 252H223V251H221ZM253 252H255V251H253ZM258 252H259V250H258ZM229 253H228V256H229ZM85 254L88 255L87 252ZM219 254H220V251H219ZM209 256H212L214 258L210 259ZM226 258H227V256H226ZM217 262H218V264H219V262H220V264L222 263L221 261H218V259H217ZM238 262H240V261H238ZM215 263H216V261H215ZM234 263H235V261H234ZM263 264H264V262H263Z\"/></svg>",
  "mask_w": 264,
  "mask_h": 264
}]
</instances>
